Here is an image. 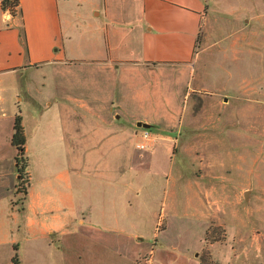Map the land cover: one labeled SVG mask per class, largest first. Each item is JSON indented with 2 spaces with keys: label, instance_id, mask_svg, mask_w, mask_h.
Returning <instances> with one entry per match:
<instances>
[{
  "label": "crops",
  "instance_id": "0c3cea01",
  "mask_svg": "<svg viewBox=\"0 0 264 264\" xmlns=\"http://www.w3.org/2000/svg\"><path fill=\"white\" fill-rule=\"evenodd\" d=\"M212 2L20 0L12 15L0 0V264H126L129 255L133 264L144 175L171 173ZM19 111L24 182L12 142ZM139 121L153 147H137ZM166 188L161 204L177 214L181 195L174 187L167 198Z\"/></svg>",
  "mask_w": 264,
  "mask_h": 264
},
{
  "label": "rangeland",
  "instance_id": "374dc122",
  "mask_svg": "<svg viewBox=\"0 0 264 264\" xmlns=\"http://www.w3.org/2000/svg\"><path fill=\"white\" fill-rule=\"evenodd\" d=\"M212 3L197 45L207 55L181 100L171 173L144 175L133 218L144 238L134 239L133 264H264V0ZM23 107L30 124L34 114ZM165 184L167 198L174 187L181 195L177 214L167 199L161 204ZM192 197L204 204L190 206Z\"/></svg>",
  "mask_w": 264,
  "mask_h": 264
},
{
  "label": "trees",
  "instance_id": "16d2710c",
  "mask_svg": "<svg viewBox=\"0 0 264 264\" xmlns=\"http://www.w3.org/2000/svg\"><path fill=\"white\" fill-rule=\"evenodd\" d=\"M1 4L4 10L9 11L12 15L21 14L20 10V0H1ZM26 134L23 123V116L21 111L16 115L14 124V133L12 142L17 147L16 161L18 164V170L22 175L23 182L27 175L28 168V157L26 155L25 145H26ZM26 182V181H25Z\"/></svg>",
  "mask_w": 264,
  "mask_h": 264
},
{
  "label": "built area",
  "instance_id": "2783aa9c",
  "mask_svg": "<svg viewBox=\"0 0 264 264\" xmlns=\"http://www.w3.org/2000/svg\"><path fill=\"white\" fill-rule=\"evenodd\" d=\"M153 141L154 137L151 130L149 128H143L140 133V139L137 142V147L139 149H147Z\"/></svg>",
  "mask_w": 264,
  "mask_h": 264
},
{
  "label": "water",
  "instance_id": "95a60500",
  "mask_svg": "<svg viewBox=\"0 0 264 264\" xmlns=\"http://www.w3.org/2000/svg\"><path fill=\"white\" fill-rule=\"evenodd\" d=\"M137 125H138L139 127H143V128H149V127H150V124H149V123L142 122V121H139V122L137 123Z\"/></svg>",
  "mask_w": 264,
  "mask_h": 264
}]
</instances>
